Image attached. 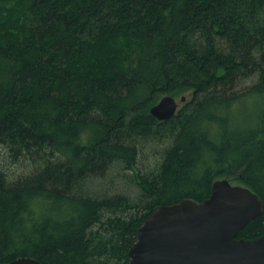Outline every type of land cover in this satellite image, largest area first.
Listing matches in <instances>:
<instances>
[{"label":"trees","instance_id":"obj_1","mask_svg":"<svg viewBox=\"0 0 264 264\" xmlns=\"http://www.w3.org/2000/svg\"><path fill=\"white\" fill-rule=\"evenodd\" d=\"M221 179L264 202V0H0V264H129L155 208Z\"/></svg>","mask_w":264,"mask_h":264},{"label":"water","instance_id":"obj_2","mask_svg":"<svg viewBox=\"0 0 264 264\" xmlns=\"http://www.w3.org/2000/svg\"><path fill=\"white\" fill-rule=\"evenodd\" d=\"M186 97L181 99L185 102ZM180 103L165 96L151 108L159 121L178 112ZM264 213L252 190L227 179L214 182L209 198H185L159 206L140 225L129 249V264H264V235L255 240L240 233ZM6 264H41L20 258Z\"/></svg>","mask_w":264,"mask_h":264},{"label":"rangeland","instance_id":"obj_3","mask_svg":"<svg viewBox=\"0 0 264 264\" xmlns=\"http://www.w3.org/2000/svg\"><path fill=\"white\" fill-rule=\"evenodd\" d=\"M238 82H239L237 84L238 91L244 92V91H246L247 87L252 85L253 80L252 79H245V80L242 79V80H240ZM178 102L180 103V107H179V109H180V108H182L184 106L185 103L181 102L180 99H178ZM247 103L248 104L243 105V106L238 108V115H239L241 120H250V121H252L258 115L257 109H258V105L259 104H258V101L257 100L255 101L253 98L249 99ZM147 147H146L147 148L146 156L148 157V160L146 162V165H147L148 168H150V167H152V161L153 160L155 161V159H156V157L154 156V153L159 152L162 147L157 145V144H153V143L152 144H148ZM114 175H115V172H113V171L110 172V175H108L107 179L105 180V182L107 183V184H105V186L108 185L109 182H112V183L117 182V186H115L113 188V190H110V193H113V194L121 192L122 187H123V184H119L120 183L119 182L120 178L117 179ZM112 183H110V184H112ZM97 184L98 183H96V185ZM233 185H236V184L233 183Z\"/></svg>","mask_w":264,"mask_h":264}]
</instances>
